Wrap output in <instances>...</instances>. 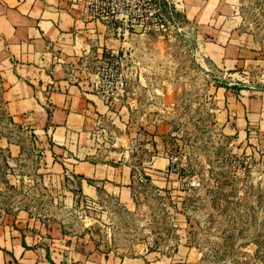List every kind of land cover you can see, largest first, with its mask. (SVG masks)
<instances>
[{"label": "rangeland", "instance_id": "1", "mask_svg": "<svg viewBox=\"0 0 264 264\" xmlns=\"http://www.w3.org/2000/svg\"><path fill=\"white\" fill-rule=\"evenodd\" d=\"M231 1L239 29L253 41L244 62L227 70L203 50L214 36L201 35L174 4L130 0L150 30L130 27L125 47L107 58L128 76L114 102L132 122L138 162L131 204L102 188L92 201L79 182L49 179L43 134L8 113L0 75V214L24 210L45 219L49 239V229L64 221L66 246H56L64 256L52 264H106L104 255L173 263L189 254L196 264H264V134L240 138L217 118L219 89L264 96V0ZM119 2L125 9L126 0ZM158 155L177 157L179 173L154 172L148 161Z\"/></svg>", "mask_w": 264, "mask_h": 264}, {"label": "crops", "instance_id": "2", "mask_svg": "<svg viewBox=\"0 0 264 264\" xmlns=\"http://www.w3.org/2000/svg\"><path fill=\"white\" fill-rule=\"evenodd\" d=\"M173 1L201 35L214 36L202 47L215 66L233 70L244 62L253 38L239 29L233 1ZM68 3L0 0V75L6 108L15 121L42 132L47 165L54 171L49 179L79 182L81 196L92 201L99 199L102 188L131 204L138 161L132 153L130 113L119 108L120 101L107 103L91 81L103 59L125 47L132 30L119 18L86 20ZM217 93V118L224 131L240 138L249 132L264 134V96L230 88ZM148 162L160 174L169 167L170 158L158 155ZM43 222L47 221L24 210L0 214V264L58 263L56 257L62 259L64 250L56 246L62 241L66 246L64 221H56L53 232L49 229L51 239L45 236ZM103 258L106 264H196L190 254L173 263L150 256Z\"/></svg>", "mask_w": 264, "mask_h": 264}, {"label": "built area", "instance_id": "3", "mask_svg": "<svg viewBox=\"0 0 264 264\" xmlns=\"http://www.w3.org/2000/svg\"><path fill=\"white\" fill-rule=\"evenodd\" d=\"M166 1L174 4L173 0ZM121 3L119 0H69L68 5L76 10L80 17L86 20L112 22L119 18L127 28L140 25L142 26L141 30L144 32L150 30L145 23L143 25V15L133 9L130 0L123 2L125 9ZM150 15H158V13L150 12ZM91 83L94 91L107 103L112 104L124 94L128 84V76L118 60L106 58L98 66ZM169 158L170 164L166 172L170 176L177 175L180 170L178 158L174 156H169ZM200 184L199 180H193L191 182L193 187L199 186Z\"/></svg>", "mask_w": 264, "mask_h": 264}, {"label": "trees", "instance_id": "4", "mask_svg": "<svg viewBox=\"0 0 264 264\" xmlns=\"http://www.w3.org/2000/svg\"><path fill=\"white\" fill-rule=\"evenodd\" d=\"M50 115H51V114L49 113V116H50ZM133 175H134V172H133ZM88 181H89L90 183H93V182H94L92 179H89ZM262 261H263V263H264V257H263Z\"/></svg>", "mask_w": 264, "mask_h": 264}]
</instances>
